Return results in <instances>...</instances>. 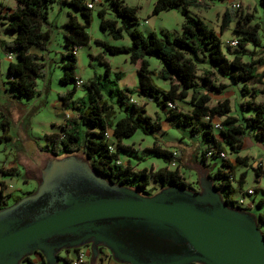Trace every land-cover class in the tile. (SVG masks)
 I'll return each instance as SVG.
<instances>
[{"label": "trees", "instance_id": "1", "mask_svg": "<svg viewBox=\"0 0 264 264\" xmlns=\"http://www.w3.org/2000/svg\"><path fill=\"white\" fill-rule=\"evenodd\" d=\"M106 1L113 17H106L105 7L98 8L96 11L98 26L111 38L119 39L124 23L136 24V7L124 4L123 0ZM259 1L264 5V0ZM15 2L13 8H7L3 13L0 11V23L7 32H11L10 39L2 42L1 46L5 52L12 53L15 57L14 61H9L7 64L9 88L14 94L27 98L39 94L36 89V79L41 76L43 66L39 55L33 52L32 48L46 50L50 32L43 25L52 4L57 3L72 10L68 9L66 20L60 27L64 51L60 54L62 73L58 78L61 84H71V88L58 93L57 97L63 109L70 111L73 117L66 118L58 126V132L44 135L45 143L40 146V150L50 156L80 153L104 178L133 187L143 195L155 192H151L148 188L149 178L158 184V188L167 183L187 186L177 168L170 170L163 167L153 172L144 168L132 171L128 160L125 165L120 163L121 152L126 154V158L134 157L126 152L128 146L121 143L122 138L131 136L136 130H140L144 135H150L160 128L157 117L151 118L147 115L143 105H139L132 97L133 94L142 96L162 107L164 119L171 127L186 130L189 135H200L203 142L201 157L206 164H212L213 160H217V166L209 176L222 198L230 205L247 211L246 208L233 204L235 200L231 195L234 188L231 182L234 165L228 161L226 153L236 151L247 130L255 131V137L264 143V104L242 100L239 103L241 109H248L251 112L235 117L229 115L230 103L227 98L217 100L213 105H209L208 102L211 94H221L226 85L216 82L217 75L227 78L230 83H240L242 93L249 91V81L259 83L264 88L261 75L255 73V66L262 64L263 59L261 56H253L255 46H259V40L256 36L257 24L251 23V14L244 13L237 18L236 29L231 31L239 35L235 38L238 49L229 58L222 50L218 33L203 19L190 12L188 7L194 5L196 0H153L151 14L173 8L180 9L182 20L178 32L170 33L161 29L158 36L154 31L142 34L140 30L132 27L128 32V45H114L100 39L93 40L103 53L128 56L129 62L135 65L137 77L135 88L112 86L103 88L102 81L108 80L111 74L115 79L123 75L120 71H112L110 65L103 61L100 63L104 65V76H96L93 73L84 83L81 82L84 87L82 96L73 98L78 80L75 73L76 49L88 44L90 40L86 29L90 23L92 9L86 7L85 0H15ZM74 13H78L82 20L79 21ZM228 21V19L223 21L219 33ZM51 26L56 27L53 23ZM248 42H251L253 50L248 53L249 59L243 61L244 46ZM149 57L156 58L160 63L156 76L168 83L166 89L153 82L154 73L149 68L147 60ZM199 64L207 66L201 75H197ZM263 88L260 91L263 92ZM113 97L122 112L118 118H114L115 104L111 101ZM185 99L188 100L189 111L176 109L175 102ZM168 103L172 106L169 107ZM214 117H222L219 121L220 128L213 127ZM107 129L111 131L113 145L111 150L104 137V131ZM9 138L8 121L0 119V143ZM145 151L162 157L167 162L172 161V153L160 148L154 139L151 147L146 148ZM220 153H223L224 157H221ZM237 159L238 156L235 157V160ZM253 169L262 173L259 168L253 167ZM1 171L3 174L5 172L9 174L13 168L1 170L0 167ZM9 196L0 192V208L8 205L6 200ZM257 217L259 224L263 223L264 210ZM262 235L264 237V230ZM24 260L30 261L29 257H25Z\"/></svg>", "mask_w": 264, "mask_h": 264}, {"label": "water", "instance_id": "2", "mask_svg": "<svg viewBox=\"0 0 264 264\" xmlns=\"http://www.w3.org/2000/svg\"><path fill=\"white\" fill-rule=\"evenodd\" d=\"M199 190L167 183L150 195L109 181L84 156H52L32 192L0 208V264L89 244L123 264H264L256 214L222 198L210 176Z\"/></svg>", "mask_w": 264, "mask_h": 264}, {"label": "rangeland", "instance_id": "3", "mask_svg": "<svg viewBox=\"0 0 264 264\" xmlns=\"http://www.w3.org/2000/svg\"><path fill=\"white\" fill-rule=\"evenodd\" d=\"M123 2L128 6L136 7L137 22L135 25L124 23L121 38L119 39L111 38L106 31L101 30L98 26V18L96 16L98 8L105 7L106 17H113L108 2L106 0H99L91 10L90 23L86 29L90 40L88 44L78 47L75 54V73L81 82L84 83L93 73L96 76H104V65L100 63L103 61L111 65L110 67L118 66L124 72V76L120 79H115L113 74H111L108 80L102 81L103 88H109L110 86L114 88H133L137 81L132 63L128 60H123L126 57L124 54L113 56L103 53L101 48L93 42L94 39H100L114 45H128V32L132 27L140 30L142 34H146L151 29L158 36L161 29L167 30L170 33L179 31L182 19L179 8L151 14L153 0H123ZM6 4L13 5L14 1L6 0ZM188 8L192 14L199 16L218 35H221V47L228 57L238 49L237 46L232 47L228 44V41L239 37V35H235L231 31L232 29H236L237 18L244 13L251 14V23L257 24L256 36L259 40V46H255L253 56H261L264 60V5L259 0H239L238 9L231 7V0H196L194 5ZM65 9L66 7L61 6V9L58 10L57 3L51 6L47 20L43 25L50 32V39L46 50L41 51L32 48V51L39 55L43 66L41 76L36 79V89L39 94L32 98H27L12 92L7 82L9 79L7 64L9 61H14L15 57L12 53L5 52L0 48V119L8 121V134L10 136L9 140H2L0 143V167L3 169L8 168V170L13 168V170L17 171V175L5 178L7 179L6 183L12 185L11 191L14 194H20V196L24 192L31 191L34 188L33 177L39 176L41 167L52 157L40 150V146H43L45 143L44 135L58 132V126L66 118L73 117L70 111L63 109L57 97L58 93L65 92L71 88V84H61L58 81L62 73L60 54L64 51L62 28L60 27L65 17ZM68 9L72 11L71 8ZM74 14L79 21L82 20L78 13ZM226 19L229 21L225 23L226 26L219 33V28ZM51 22L56 24V27L51 26ZM118 24L120 25V22ZM7 33L11 35V32ZM225 40L227 41L224 42ZM247 47L249 49L252 47L251 42L247 43ZM7 55L11 58L8 59ZM243 57L244 59L249 58L248 53L244 52ZM148 59L149 68L154 73L152 76L153 82L163 88L165 82L155 75L160 68V63L154 57H149ZM206 67V64H199L197 66V75H201ZM257 70L258 65L255 66V73H257ZM215 80L216 82L226 83V85L221 94L211 96L208 104L213 105L217 100L227 98L230 103L229 115L238 117L251 112L248 109H241L239 103L242 100H252L255 103L264 104V91L262 92L257 89V83L254 81H249V91L242 93L240 83H230L227 78L220 75H217ZM83 93L84 87L81 83L76 84L73 98H79ZM133 96L136 97L134 94ZM187 99L177 101L175 108L188 112L190 106ZM111 101L115 104L113 106L115 111L114 118H118L122 115L121 108L117 107L120 105L116 104L115 97ZM142 105L147 115L151 116V118L157 117L160 128L150 135H144L140 130H136L131 136L122 138V141L125 142L124 145L128 146L126 152H128L129 156H134L129 157L131 159L130 168L132 171H137L141 168L152 172L163 167L170 170L177 168L179 175L190 188H198V178L211 174L214 167L217 166V160H213L212 164H206L201 157L200 152L203 149V142L199 134L189 135L186 130L171 127L164 119L162 107L157 106L154 102L144 99ZM219 119H222V117H219ZM153 139L160 148L166 149L171 153L174 152L172 153V161L167 162L162 157L145 151L146 148L151 147ZM77 154L82 156L80 153ZM125 156L124 152L120 153V163L123 165H125ZM148 188L151 192L159 189L158 184L153 182L151 178H149ZM15 191L19 193H15ZM11 202L8 201V204ZM252 212L255 214V211ZM259 228L262 229L263 227L259 225Z\"/></svg>", "mask_w": 264, "mask_h": 264}, {"label": "crops", "instance_id": "4", "mask_svg": "<svg viewBox=\"0 0 264 264\" xmlns=\"http://www.w3.org/2000/svg\"><path fill=\"white\" fill-rule=\"evenodd\" d=\"M13 1H14L13 5H7L6 0H1L0 1L1 13L6 12L7 8H9V9L13 8L16 4L15 0H13ZM52 5H54V4H52ZM57 6H58V10H60L61 6L59 4H57ZM64 12H65V14H64L65 17L61 23H63L66 20V14L69 11L66 8L64 10ZM51 23H53V22H51ZM54 25H56V24H54ZM150 31H153V30L150 29ZM10 37H11V35H9L7 33L4 26L0 23V48L1 49H3L1 46V43L4 41H8L10 39ZM219 37H221V35H219ZM220 40H221V38H220ZM226 41L227 40H225L224 42H226ZM244 49H245V52L250 53L253 50V47H251L249 49L247 47V44H246L244 46ZM124 55L126 57H124L123 60L129 61L128 56L126 54H124ZM232 55H233V52L231 53L230 57ZM248 59L249 58L244 59V57L242 56L243 61H246ZM147 60L149 61L148 58H147ZM132 65H133L134 70H135V65L134 64H132ZM110 68L112 71L122 72L123 73L122 77L124 76L123 70L119 69L118 66L115 65V66H112ZM257 73L261 75V77H260L261 81L264 83V76L262 77V75H264V60H263L262 64L258 65ZM136 84H137V81H136ZM136 84H135V86H136ZM224 84H226V83H224ZM167 85H168V83L165 82V86L163 87V89H166ZM135 86L133 88H135ZM262 88H263L262 85L257 83V89L260 90ZM263 90H264V88H263ZM212 95H218V94H211L210 99H211ZM134 99L136 100V102L139 105L143 104L144 98L142 96H136V97H134ZM214 118H216V119H214V121H218V122L220 121L219 117H214ZM131 142H134V141H131ZM121 143L125 144L124 141H121ZM252 148H254V149H252ZM236 156H238L237 160H235ZM119 158H120V156H119ZM227 159L231 164L234 165V169L232 170L233 179L231 182L232 186L234 188V192L232 193L231 198L233 200H235V199L242 197L243 205L246 206L247 211H249L251 213H253L252 211H255L256 215L263 213V210H264V174L260 173L259 171H255L253 169V164L256 160H259V159L264 160V143L255 137V131L247 130L245 135L242 138L240 145L236 149V151L232 152V153H227ZM127 160L129 161L128 164L130 166L131 160L129 158L124 157L125 163ZM2 172L3 171L0 172V180L4 181V182H7V179L5 177L14 176V175L18 174L16 170H13L9 174H5L6 172L3 174ZM250 188H252L254 192L252 194H247L246 190L250 189ZM15 193H19V192L15 191ZM5 194L8 196L10 195L8 197V199L6 200L7 202L13 201L15 198L20 197V194H14L13 191H6ZM260 225L263 227L261 229L263 231L264 230V222L261 223ZM79 250H83L84 258H83V261L81 263H78V264H123V263H118V262L114 261L111 257L107 258L106 260H103L100 258L99 255H98V258L95 261H93L90 258V253H89L88 247H85V246L80 247V248H76V249H68V250L61 251L59 254L58 263H60V264H71V262L77 257V253ZM29 259L30 260H32V259L37 260V259H39V256L37 254H34ZM19 264H29V262L23 261ZM195 264H198V263H195Z\"/></svg>", "mask_w": 264, "mask_h": 264}, {"label": "built area", "instance_id": "5", "mask_svg": "<svg viewBox=\"0 0 264 264\" xmlns=\"http://www.w3.org/2000/svg\"><path fill=\"white\" fill-rule=\"evenodd\" d=\"M99 0H85V5L87 8L89 9H93L95 4L98 2ZM231 7L232 8H235V9H238L239 8V0H231ZM229 46H236L237 45V41L236 39H232L228 42ZM75 52V51H74ZM7 58L10 59L11 57L9 55H7ZM81 83L80 80H77V84ZM168 106L171 107L172 105L170 103H168ZM206 119V118H205ZM213 127L214 128H220V124L218 121H213ZM104 137L106 138L107 142H108V148L111 150L112 149V143H111V131L110 130H105L104 131ZM174 153V152H172ZM220 156L221 157H224V154L223 153H220ZM253 167L254 168H259L261 170V172L264 174V161H261L260 159L259 160H256L253 164ZM8 169V168H7ZM1 170H6V169H3L1 168ZM11 188H12V185L9 183L7 184L6 182L4 181H1L0 180V192L2 194H5L6 191H11ZM246 193L247 194H252L253 193V189L250 188V189H247L246 190ZM234 205H239L241 206L242 208H246L245 205H243V199L242 197L238 198V199H235V203H233ZM106 254V256L109 257V252L107 250H103V252L101 253V258H103V260H106L107 258L104 256V254ZM83 258H84V252L83 250H79L78 253H77V257L71 262V264H78V263H81L83 261ZM29 264H42V261L40 259H32L29 261Z\"/></svg>", "mask_w": 264, "mask_h": 264}, {"label": "flooded vegetation", "instance_id": "6", "mask_svg": "<svg viewBox=\"0 0 264 264\" xmlns=\"http://www.w3.org/2000/svg\"><path fill=\"white\" fill-rule=\"evenodd\" d=\"M38 177H39V176H34L33 179H32V181L34 182V188H35L36 181H37ZM187 186H188V185H187ZM34 188H33L31 191H26V192H24V193L22 194V196H24V195H26V194L32 192V191L34 190ZM191 189H192V188H191ZM194 190L198 191V190H199V187L196 188V189H194ZM22 196H20V197H22ZM84 246L89 248V244H88V245H84ZM82 247H83V246H82ZM79 248H80V247H79ZM103 250H104L103 247H101V246L98 247V252H99L98 255L100 256V258H101V253L103 252ZM59 254H60V252H59ZM59 254H58V255H59ZM103 254H104V256H105L106 258H109V257H110V255H109V257H108V256H106L105 253H103ZM29 258H30V257H29ZM101 259H103V258H101ZM29 260H30V259H29ZM193 264H195V263H193Z\"/></svg>", "mask_w": 264, "mask_h": 264}]
</instances>
